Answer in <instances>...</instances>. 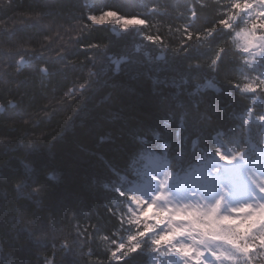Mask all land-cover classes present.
Listing matches in <instances>:
<instances>
[{"label": "trees", "instance_id": "trees-1", "mask_svg": "<svg viewBox=\"0 0 264 264\" xmlns=\"http://www.w3.org/2000/svg\"><path fill=\"white\" fill-rule=\"evenodd\" d=\"M202 3L208 7L201 10ZM214 3L13 0L10 7L0 10V105L18 104L16 111L26 113L7 126L0 123V140L10 139L0 143V264H6V250L18 257L12 264H45L49 257L50 264H61L53 245L60 248L75 241L78 229L77 243H82L85 228L88 245L83 251L97 253L87 257L89 264H106L104 237L125 238L134 231L127 226V197L148 159L154 155L163 159L166 174L175 180L217 149L226 155L246 154L261 143L263 123L257 117L264 115V95L242 93L234 86L241 70L231 52L221 56L215 68L209 67L226 34L218 30L206 45L191 43L187 51L171 48L179 39L176 29L189 22L188 9L196 6L200 11L197 27H203L219 14L212 8ZM222 4L223 0L217 6L221 11ZM105 8L146 16L150 31L163 36L169 48L146 40L142 28L122 30L112 24L94 25L78 41L81 44L74 45L79 30L72 31L68 24L85 19V12ZM32 12L53 18L64 30L53 26L46 31L29 19ZM19 38L28 39L26 47L51 58L33 55L29 64L52 65V85L39 72L25 71L27 57L20 67L21 56L15 54L21 46ZM93 42L104 47L93 50L89 59L85 44ZM65 48L69 50L64 53ZM158 51L164 58L155 57ZM123 55L127 60L115 67L111 58ZM263 66L251 71L261 72ZM77 82L84 87L75 106L61 111L58 105ZM30 138L40 140L30 146L21 143ZM225 163L220 160L219 165L226 167ZM218 198L221 194L209 204ZM20 216L29 218L34 229L47 231L51 225L57 229L55 237L34 239L21 227ZM140 243V249L121 264H184L177 255L163 259L166 251L152 249L151 235ZM238 264H244V259L239 258Z\"/></svg>", "mask_w": 264, "mask_h": 264}, {"label": "snow or ice", "instance_id": "snow-or-ice-1", "mask_svg": "<svg viewBox=\"0 0 264 264\" xmlns=\"http://www.w3.org/2000/svg\"><path fill=\"white\" fill-rule=\"evenodd\" d=\"M13 0H0V10L6 9L12 5ZM221 5V0H215L212 5L219 13L212 17V22L203 27H197L200 11L193 5L188 9L190 16L189 22L182 27L177 28L179 36L173 51H187L186 45L191 43H200L206 45L213 33L221 30L226 34L223 44L217 46L209 61V67L215 68L221 56L226 52H231L239 61L241 75L234 83L242 93L264 95V72L251 71L257 65H264V0H223L222 11L217 6ZM206 3L201 4V10L207 8ZM156 11V8L151 10ZM29 19L38 22L46 31H51L55 26L60 31L64 30V25L56 22L53 18L46 17L39 12L28 13ZM85 19L77 18L68 24L72 31L79 30V35L72 43L79 46L82 40L91 31L92 27L112 24L120 29L129 27H138L144 29V37L149 42L161 47L169 48L165 38L158 32L150 31L152 25L146 16L140 13L125 15L114 8H105L98 13H84ZM22 23L24 22L21 17ZM15 39V36H10ZM20 48L15 50L16 55L21 56V61L28 58V68L39 72L45 77L49 84H53L52 73L55 68L49 63L42 62L35 65L29 64V58L33 55L46 58L41 50L26 47L28 39L19 38ZM104 45L93 42L86 43L85 49L89 50V59L93 50L101 49ZM69 50L64 49V53ZM64 54L60 55L62 57ZM70 64V63H69ZM39 65H47V68H40ZM19 69V64L16 65ZM63 67V65H61ZM84 87L83 82H77L68 89L58 107L61 111H70L75 106V100L80 90ZM47 91V89H44ZM17 105L9 102L8 107H0V123L7 126L10 122H16L23 118L26 113L17 112ZM252 110L249 109V115ZM19 113V116L14 115ZM67 119V117H66ZM257 119L264 123V115ZM248 120L245 119V125ZM10 139L0 140L5 143ZM40 138H30L23 141L25 146H30ZM216 155L221 161L232 163L238 158L248 167L241 152H234L226 155L219 149ZM264 160V154H262ZM215 171V169H213ZM247 184L254 194L250 200L239 203L228 208L226 212L221 211L222 198H218L212 204L185 203L172 204L168 202L167 195L161 191L157 193L151 201H146L138 196L130 195L127 199L130 201L127 207V226H131L134 231L125 238H113V236L104 237L106 247L103 255L106 257V264H121L125 258L136 253L141 247L140 241L148 235H151V245L154 251L164 250L181 257L184 264H206L205 255H211L219 264H238V259L243 258L244 264H264V165H261V171L254 173L249 171L247 174ZM164 184L161 183V188ZM123 195V193H121ZM152 211H149V210ZM109 211L115 215L112 208ZM71 219V217L69 218ZM18 220L21 227L25 228L29 235L37 240H44L57 232V229L50 225L47 231L34 229L31 220L20 216ZM121 225L124 220L121 218ZM89 227H92L89 225ZM85 238L80 241L81 231L76 232V240L66 245L56 248L53 245V254H58L62 258L61 264H89L87 257L95 256V251L84 253L83 247L88 245L87 228L84 230ZM55 237V236H54ZM65 239L67 237L65 236ZM213 245L220 246L219 251L212 248ZM79 248V251H77ZM7 258L6 264L12 262L18 257L12 250L4 251ZM51 257L47 258L45 264H50ZM97 264H105L99 261Z\"/></svg>", "mask_w": 264, "mask_h": 264}, {"label": "rangeland", "instance_id": "rangeland-1", "mask_svg": "<svg viewBox=\"0 0 264 264\" xmlns=\"http://www.w3.org/2000/svg\"><path fill=\"white\" fill-rule=\"evenodd\" d=\"M261 72H264V66ZM261 142L264 143V129H262ZM262 154H264V149ZM219 160L216 154L215 157L206 158L204 161L196 163L193 169L184 174L179 181H175L166 174L164 160L154 155L141 166L140 180L130 187V193L146 201H151L157 193L163 191L167 195L168 202L172 204H209L214 200L215 195L221 194L222 200H224L221 211L226 212L228 208L247 202L252 198L254 194L248 187L247 174L249 171L259 173L261 165H264V160L246 157L247 168L243 162L236 161L229 167L227 166V170H220V174L217 175L219 167L217 168L215 165ZM162 182L163 188H161ZM212 248L217 251L221 250L217 245H213ZM207 251L208 249H206L204 257L206 264H219V261L208 255ZM174 255L166 252L161 257L170 259ZM225 264H229V262L225 261Z\"/></svg>", "mask_w": 264, "mask_h": 264}, {"label": "water", "instance_id": "water-1", "mask_svg": "<svg viewBox=\"0 0 264 264\" xmlns=\"http://www.w3.org/2000/svg\"><path fill=\"white\" fill-rule=\"evenodd\" d=\"M156 57L157 58H164L163 57V53L162 52H158L157 54H156ZM126 56H124L123 55V57H118L117 58V60H115V67H118L121 63H123V61H125L126 60ZM112 60H114L113 58H112ZM111 60V61H112ZM19 63H20V67H22V64H23V62L21 61V59L19 60ZM0 107H2L1 105H0Z\"/></svg>", "mask_w": 264, "mask_h": 264}, {"label": "bare ground", "instance_id": "bare-ground-1", "mask_svg": "<svg viewBox=\"0 0 264 264\" xmlns=\"http://www.w3.org/2000/svg\"><path fill=\"white\" fill-rule=\"evenodd\" d=\"M24 64V63H23ZM140 170V169H139ZM140 172H141V170H140Z\"/></svg>", "mask_w": 264, "mask_h": 264}]
</instances>
